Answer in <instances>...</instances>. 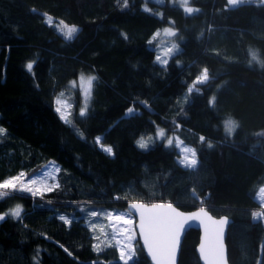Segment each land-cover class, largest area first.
<instances>
[{
  "label": "trees",
  "instance_id": "obj_1",
  "mask_svg": "<svg viewBox=\"0 0 264 264\" xmlns=\"http://www.w3.org/2000/svg\"><path fill=\"white\" fill-rule=\"evenodd\" d=\"M189 6L199 12L186 14L171 0H128L127 8L123 0H0V122L12 113L19 120L37 115L70 165L59 168L60 187L43 197L17 192L0 199V212L23 206L20 219L0 222V264H117L114 243L94 250L86 211H125L134 200L171 202L184 211L203 206L228 216L229 263L264 264V220L252 218L264 185V0L235 6L189 0ZM44 14L79 32L64 39ZM167 28L176 32L181 51L163 66L155 61L157 40L148 41ZM29 61H36L34 75L26 70ZM204 68L210 79L198 85L201 94L188 93ZM81 74L96 77L84 118L79 91L68 88ZM64 93L70 94L71 125L54 111ZM129 107L138 115L126 116ZM227 119L239 126L231 136ZM158 128L196 150L195 170L178 163L175 147L154 138ZM6 130L0 180L22 171L31 177L51 161L16 124ZM97 136L114 155L100 149ZM141 137L152 138L147 150L137 146ZM198 242L199 231L189 229L178 264H201ZM134 260L152 264L138 239Z\"/></svg>",
  "mask_w": 264,
  "mask_h": 264
},
{
  "label": "snow or ice",
  "instance_id": "obj_2",
  "mask_svg": "<svg viewBox=\"0 0 264 264\" xmlns=\"http://www.w3.org/2000/svg\"><path fill=\"white\" fill-rule=\"evenodd\" d=\"M234 0H228V4H232ZM184 11L186 14H192L193 12H199V9L192 8L189 5V0H180ZM123 7H128V0H123ZM144 11L150 12L151 9L145 7ZM34 11V10H33ZM46 23L52 25L53 20L51 16H47ZM59 34L66 40H71L74 35L79 32V29L75 25H68L64 21H60L56 26ZM166 34L168 36H176L173 29H166ZM123 35V34H122ZM159 36V32L155 33L151 40L148 41L151 44ZM127 39L126 36H124ZM180 48L177 44L172 43L171 47H167L163 51V58L161 55H156L155 61L163 66H167L170 57L173 54H179ZM253 59L256 58V54L252 53ZM36 61H29L26 64V70L33 74L34 65ZM96 77H89L85 82L83 77H81V85H85L83 88L84 93V104L80 108L79 116L84 118L88 111V103L90 99V91L93 81ZM210 77L208 74V69H202V72L195 78V82L192 87L188 88V93H192L194 90L197 94H201L198 88H195V84H206ZM75 84V82H73ZM62 95V94H61ZM216 97H210L209 106L215 107ZM54 111L58 114L61 121L66 125H71V120L69 115L66 113V104L59 98L54 100ZM147 107V105H144ZM126 116L138 115L132 107H129L125 113ZM179 127V125H177ZM238 124L231 119H227L224 122V129L228 136H231L235 130L238 128ZM74 131L75 130L73 126ZM7 130L0 127V136L6 135ZM79 138L83 139L82 134H79ZM259 135H264L260 133ZM157 138L164 139L165 132L163 129L157 130ZM101 137H96V142L100 149L108 155H114L111 146H105L101 141ZM201 143L205 141V137L201 136ZM152 138L148 137L145 139L141 137L137 140V146L141 150H147L149 148ZM183 144V141H177V147ZM173 145V139L167 138L166 148ZM208 148H212L213 145L209 142L207 144ZM181 152L183 153L182 158L178 160V163L186 169L195 170L198 166L197 153L194 148L182 147ZM60 169L58 167H52V170L45 169V171L39 175L28 176L25 172H20L15 176H11L0 180V199L9 197L17 192L28 193L31 196L43 197L46 193H51L57 190L60 185L59 182L55 180V175ZM53 182H49V181ZM193 197H196V193L193 190ZM259 200L262 202L261 208L257 211L252 212L253 222L257 219L264 220V186L259 188ZM115 199H120V197H115ZM23 206L16 205L7 211L0 212V222L4 221L7 217L11 216L13 219H20L22 216ZM84 211V209H80ZM135 211L138 213V225L136 221L132 218L131 212ZM89 217H102L108 221V227L112 230V238L108 239V233L105 231V225L98 223H89V227L93 232L97 229L99 230L100 236L104 239L101 240L100 236L96 239L100 240V243L95 244L94 250L99 253L102 251L101 245L106 244V246H111L113 243L118 246L119 251V262L123 264H138L136 257V252L134 248L133 241L136 240V233L139 232L142 240L143 246L146 249L148 256L154 264H176L177 252H178V241L181 233L184 231L185 225L189 221H199L204 229V238L199 244V254L204 264H228L227 259V249L224 242L225 229L228 225V217H221L220 219L213 218L205 207L201 206L197 211L185 214L176 208L171 202H154V203H143L140 201H134L130 203L129 212L119 213L115 211L105 212L103 210L96 211L92 210L87 213ZM61 221H64L68 225L72 223L71 219L61 215L59 217ZM119 237V239L117 238ZM67 251V249H65ZM71 255V253H69ZM95 264V262H94Z\"/></svg>",
  "mask_w": 264,
  "mask_h": 264
},
{
  "label": "rangeland",
  "instance_id": "obj_3",
  "mask_svg": "<svg viewBox=\"0 0 264 264\" xmlns=\"http://www.w3.org/2000/svg\"><path fill=\"white\" fill-rule=\"evenodd\" d=\"M158 1H161V0H158ZM250 1L251 0H234V2L232 4H229V5L230 6H235V5H238V4H241V3H245V2H250ZM171 2L172 3H175L177 5H180L183 8L182 4L180 3V0H171ZM183 10H184V8H183ZM44 16L47 18L48 15L44 14ZM52 20H53V23L52 24L55 26V29H56V26L59 24L60 21L55 22V20L53 18H52ZM68 25H74V24H68ZM75 26H77V25H75ZM78 29H79V27H78ZM167 29H169V28H167ZM165 30L166 29H164V30H158L157 31V32H159V36H157V38H156L157 45H155V50L157 52L156 55H161L162 59L165 58V57H163V51H164V49L167 48V47H171L172 43H175V44H177L180 47L179 42L176 41V36H168L166 34V31ZM168 59H169V57H168ZM81 77H83L84 81L86 82L89 77H93V76L92 75H87V74H81L76 80L72 81L69 84V87L68 88L70 90H78L79 91V93L81 95V107H83V104H84L83 88L86 87L87 85H86V83L83 86L81 85ZM73 82H75V84H73ZM194 82H195V80H194ZM194 82H193V84H194ZM193 84L190 87H192ZM198 85H200V84L199 83H196L195 84V88H198ZM69 97H70V94H66V93L62 94L59 97V99H61L62 101L65 102V104H66V113L68 115L70 114V108H71V103L69 101ZM30 116H28V117H26L24 119L19 120L16 117V113H12V115L9 117V121L8 122H6V123L5 122L4 123L0 122V127H3L5 129H9L10 130L11 129V126L13 124H16V127L18 128L20 135L23 136V138L26 141L30 142L31 144H33L36 147L43 148L48 153V155L51 157V161L46 166H44L40 171H38L36 173V175H39V174L43 173L45 171V169L52 170V167H58V168H60L61 166H64V167L69 168L70 165H69L67 159L62 154H57L55 152L56 150L50 144L49 140L45 136L44 128L42 127L40 118L37 115L36 116L35 115L34 116H31V117ZM158 129H160V128H158ZM154 138L156 140L162 142L164 145L166 144L167 138H172L173 139V145L170 146V147H175L176 148L177 152L179 153L178 160L181 159L182 158V155H183V153L181 152V148L182 147H190V148H193L191 145H188V144H186L184 142H183L182 145H180V147H177V141L178 140L179 141H182V140L180 138H178L177 136L173 135V134L172 135H169V134H166L165 133V138L164 139H158L157 138V131H156V133L154 135ZM152 144H150V146ZM56 175H57V173H56ZM56 175H55V180L57 181ZM49 182H53V181L50 180ZM258 194H259V190L256 193V200L260 204H262V202L259 200ZM13 207H15V206H13ZM13 207H11V208H13ZM100 210H103L105 212L110 211V210H104V209H98L96 211H100ZM90 211H92V210L86 211V218H87L88 225H89V223H98V224L105 225V231L108 233V239H111L112 238V230H111L110 227L107 226L108 225V221L106 219L102 218V217H89L87 215V213L90 212ZM115 212L127 213L129 211L128 210H125V211H115ZM131 216L134 219V217H133L132 214H131ZM9 217H11V216H9ZM93 236L95 238V244L100 243V240H97L96 239L97 236H100V233H99V230L98 229L95 232H93ZM117 238L119 239V237H117ZM100 239L103 240L104 237L103 236H100ZM133 244H134V248H135V252H136V247H137V234H136V240L133 241ZM104 246H106V244H102L101 245V248H103ZM116 248L118 250V246H116ZM118 253H119V251H118Z\"/></svg>",
  "mask_w": 264,
  "mask_h": 264
},
{
  "label": "water",
  "instance_id": "obj_4",
  "mask_svg": "<svg viewBox=\"0 0 264 264\" xmlns=\"http://www.w3.org/2000/svg\"><path fill=\"white\" fill-rule=\"evenodd\" d=\"M134 201H140V202H143V203H154V202H150V201H141V200H134ZM134 201H130L128 202V211H129V206H130V203L131 202H134ZM176 208H178L181 212L185 213V214H188V213H191V212H195L197 211L199 208L195 209V210H191V211H184L182 209H180L177 205H175L174 203H172ZM207 210V209H206ZM208 211V210H207ZM208 213L215 219H220L221 217H228V216H219V217H216V216H213L209 211ZM131 214L133 215L135 221H136V224L138 225V213H136L135 211H132ZM228 225L226 226V229H225V237H224V242H225V245H226V236H227V232H228V227L229 225L232 223V219L230 217H228ZM189 229H196L199 231V242H198V245L196 246V254L199 258V261L201 264H204V261L201 259L200 257V254H199V244L201 243V241L203 240L204 238V229H203V226L202 224L199 222V221H189L188 224L185 225V228H184V231L181 233L180 237H179V241H178V252H177V258H176V264H178V260H179V254H180V249H181V244H182V241H183V238H184V235L185 233L189 230ZM137 239L139 241V245L141 246L145 256L148 258V260L154 264L153 261H151L150 257L148 256L147 252H146V249L144 248L143 246V240L139 234V232L137 231ZM226 249H227V246H226ZM227 259H228V251H227ZM228 264L229 261H228Z\"/></svg>",
  "mask_w": 264,
  "mask_h": 264
},
{
  "label": "built area",
  "instance_id": "obj_5",
  "mask_svg": "<svg viewBox=\"0 0 264 264\" xmlns=\"http://www.w3.org/2000/svg\"><path fill=\"white\" fill-rule=\"evenodd\" d=\"M202 205V204H201ZM200 206V205H199Z\"/></svg>",
  "mask_w": 264,
  "mask_h": 264
}]
</instances>
